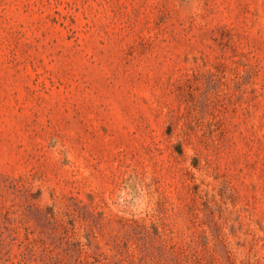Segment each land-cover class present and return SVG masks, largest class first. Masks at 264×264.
Masks as SVG:
<instances>
[{"label":"rangeland","instance_id":"obj_1","mask_svg":"<svg viewBox=\"0 0 264 264\" xmlns=\"http://www.w3.org/2000/svg\"><path fill=\"white\" fill-rule=\"evenodd\" d=\"M0 264H264V0H0Z\"/></svg>","mask_w":264,"mask_h":264}]
</instances>
